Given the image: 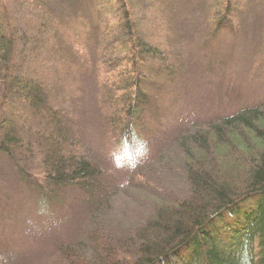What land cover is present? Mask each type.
Wrapping results in <instances>:
<instances>
[{
  "label": "trees",
  "instance_id": "16d2710c",
  "mask_svg": "<svg viewBox=\"0 0 264 264\" xmlns=\"http://www.w3.org/2000/svg\"><path fill=\"white\" fill-rule=\"evenodd\" d=\"M10 1L0 0V155L40 216L43 200L62 196L87 216L76 240L53 244L55 263L264 264L263 102L178 126L116 185L68 120L64 84L43 68L82 62L94 47L101 128L129 145L150 98L183 66L171 50L182 3L87 0L84 16L67 20L51 0H24L29 37ZM201 2L209 34L236 38L247 0Z\"/></svg>",
  "mask_w": 264,
  "mask_h": 264
},
{
  "label": "rangeland",
  "instance_id": "374dc122",
  "mask_svg": "<svg viewBox=\"0 0 264 264\" xmlns=\"http://www.w3.org/2000/svg\"><path fill=\"white\" fill-rule=\"evenodd\" d=\"M51 1L53 13L64 14L67 20L84 16L87 0ZM182 1H178L182 14L177 19L171 50L183 66L168 86L162 84L167 89L162 87L150 98L129 145L108 138L101 128L99 88L92 67L94 47L82 62L77 55H70L67 60L43 65L50 77L64 84L62 102L70 110L68 120L78 125L90 156L108 171L116 185L124 182L134 165L152 158L178 126L264 103V0H247L245 10L236 16V38L223 30L211 36L202 0ZM9 4L10 10L19 8L21 13L22 8L20 20L30 37L35 32L34 19L24 21V0H11ZM134 12L137 19L144 15L137 9ZM150 17L147 13L146 18ZM149 25L143 29L148 30ZM87 59L93 63L86 65ZM24 191L15 169L0 155V264H56L53 244L76 240L87 224V216L79 203L69 197L63 200V196L55 204L43 200L44 214L40 216ZM126 204L133 206V202Z\"/></svg>",
  "mask_w": 264,
  "mask_h": 264
}]
</instances>
